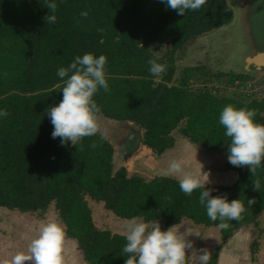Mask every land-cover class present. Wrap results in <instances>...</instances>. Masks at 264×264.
<instances>
[{
  "label": "trees",
  "instance_id": "obj_1",
  "mask_svg": "<svg viewBox=\"0 0 264 264\" xmlns=\"http://www.w3.org/2000/svg\"><path fill=\"white\" fill-rule=\"evenodd\" d=\"M83 10L89 12L86 18L79 15ZM47 13L39 0H0V107L9 112L0 118V207L43 215L52 204L85 264H125L129 255L121 251L124 234L94 224L86 196L117 217L158 220L162 229L183 220L217 227L222 242L241 227L255 225L264 212V168L252 176L246 166L227 161V169L236 172L234 182L206 185L214 189L212 195L226 194L244 204L241 218L221 229L199 203V189L189 197L174 178H143L128 174L124 165L115 169L113 145L100 133L61 145L60 138L51 137L53 126L45 112L62 98L58 67L86 52L104 54L110 91L100 89L94 96L99 115L132 122L141 129V144L155 155L173 145L176 128L206 151L227 153L229 138L219 124L222 108L252 109L255 122L264 124V99L243 101L190 90L187 69L172 83L175 52L200 34L231 23L234 13L226 0H207L184 15L161 0H63L57 23L49 26L42 19ZM158 45H167L163 56L155 54ZM150 55L166 66L158 80L148 72ZM92 143L95 148L89 147ZM257 178L260 191L252 187ZM249 199L254 202L248 204ZM210 261L216 263V253Z\"/></svg>",
  "mask_w": 264,
  "mask_h": 264
},
{
  "label": "rangeland",
  "instance_id": "obj_2",
  "mask_svg": "<svg viewBox=\"0 0 264 264\" xmlns=\"http://www.w3.org/2000/svg\"><path fill=\"white\" fill-rule=\"evenodd\" d=\"M226 2L234 13L231 23L200 34L175 52L172 83H177L187 69L190 90L207 89L214 94L243 101L264 99V64L246 61L258 52L264 53V0ZM166 48L167 45L156 46L155 54L163 56ZM234 74H242L246 78L231 80L229 76ZM97 119L98 133L113 145L115 169L124 165L128 174L150 178L161 175V170L171 159L179 158L184 161L186 171L208 180V186L230 185L236 178V173L227 169L225 151H206L182 136L179 128L172 131L173 145L155 155L141 143L135 147L141 129L132 122L112 120L99 114ZM86 200L97 227L126 235L125 218L115 216L100 201L88 196ZM50 220H58L52 204L43 215L0 207V261L10 259L16 252L26 251L39 227ZM175 227L181 232L193 233L187 237L192 241L193 249H206L210 259L216 253L215 264H264V212L255 225L240 228L246 231L244 237L240 229L236 230L232 234L236 240L230 237L222 242L217 227L196 225L189 220H183ZM191 252L192 249L187 250L186 255L190 256ZM63 256L64 264H85L75 241L66 236ZM187 258L189 264H196L195 253ZM212 263L209 260V264Z\"/></svg>",
  "mask_w": 264,
  "mask_h": 264
},
{
  "label": "clouds",
  "instance_id": "obj_3",
  "mask_svg": "<svg viewBox=\"0 0 264 264\" xmlns=\"http://www.w3.org/2000/svg\"><path fill=\"white\" fill-rule=\"evenodd\" d=\"M48 13L42 18L49 25L58 21L57 10L63 0H39ZM166 8L175 10L177 15L187 11L200 9L207 0H161ZM87 17L89 12L83 10L79 14ZM107 57L86 52L76 55L67 66L57 68L56 75L64 81L60 89L62 98L59 103L49 105L46 109L50 123L53 126L51 137L60 138L61 145L69 142L76 145L84 137H91L99 132L97 114L100 108L94 99L95 94L103 89L110 91L106 78ZM148 72L158 77L166 70L159 58L149 56L146 60ZM9 112L0 107V118H6ZM255 111L225 105L219 113V124L225 129L224 135L229 138L227 143V160L236 167H247L251 175L257 169L264 168V124L254 120ZM95 148L96 144L89 145ZM161 175L177 180L180 191L191 197L199 189V203L205 207L207 217L219 221L218 227L229 228L228 221L241 218L244 204L239 199L229 200L226 194L212 195L214 189L206 187L205 181L191 171L185 170L182 159L173 158L161 170ZM255 191L262 187L259 178L252 181ZM254 201L249 199L248 204ZM126 243L123 253L129 254L125 264H186V257L195 253L196 264H209L210 254L206 249L195 250L193 243L187 239L190 234L181 232L175 225L162 229L158 220L146 222L142 217L133 216L124 222ZM196 234V233H194ZM198 235V234H196ZM65 239L64 226L59 220L43 223L27 246L26 251L16 252L10 259L0 261V264H64L63 245ZM192 249L191 255L186 251Z\"/></svg>",
  "mask_w": 264,
  "mask_h": 264
},
{
  "label": "water",
  "instance_id": "obj_4",
  "mask_svg": "<svg viewBox=\"0 0 264 264\" xmlns=\"http://www.w3.org/2000/svg\"><path fill=\"white\" fill-rule=\"evenodd\" d=\"M248 62H252L255 65L264 64V53L258 52L253 55L251 58H247ZM141 143V133L138 134L135 147H137Z\"/></svg>",
  "mask_w": 264,
  "mask_h": 264
},
{
  "label": "crops",
  "instance_id": "obj_5",
  "mask_svg": "<svg viewBox=\"0 0 264 264\" xmlns=\"http://www.w3.org/2000/svg\"><path fill=\"white\" fill-rule=\"evenodd\" d=\"M232 171H233V170H232ZM234 172H235V171H234ZM235 173H236V172H235ZM235 179H236V178H235ZM209 228H216V227H214V226H210ZM215 230H216V231H215V234H217V233H216V232H217V229H215ZM240 230H241V229H240ZM240 230H239V231H240ZM245 232H246V231H245L244 229H242V230H241V233H240V234H241V236H243V237H244V236H245V235H244V234H245ZM218 233H219V229H218ZM237 233H238V232H237ZM235 234H236V233H235ZM233 235H234V234H233ZM246 235H247V233H246ZM219 236H220V233H219ZM230 237H231V239H232V240H236V239H235V238H234L232 235H231V236H229V237H228V238H226V239H229ZM226 239H225V240H226Z\"/></svg>",
  "mask_w": 264,
  "mask_h": 264
}]
</instances>
